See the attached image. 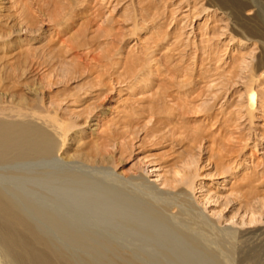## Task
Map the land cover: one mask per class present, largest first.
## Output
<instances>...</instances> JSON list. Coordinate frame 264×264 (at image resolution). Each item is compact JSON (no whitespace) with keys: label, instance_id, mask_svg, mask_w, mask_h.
<instances>
[{"label":"rangeland","instance_id":"374dc122","mask_svg":"<svg viewBox=\"0 0 264 264\" xmlns=\"http://www.w3.org/2000/svg\"><path fill=\"white\" fill-rule=\"evenodd\" d=\"M230 2H255L256 13L245 16L234 8L229 17L209 0H10L6 22L21 21L24 27L22 45L13 47L21 60L11 65L12 52H0V61L8 65V75L25 59L29 66L17 86L11 87L2 72L10 89L0 107L16 105L22 95L28 108L52 104L59 117L81 120L90 106L101 105L106 114L94 132L103 140L115 134L107 149L122 146V153L112 150V162L102 164L101 178L109 168L126 175L141 171L166 190L163 176L193 154L196 164L190 170L197 167L200 176L189 191L196 206L221 227L259 228L237 236L232 264H264V77L250 78L261 49L238 33L246 28L264 37V0ZM65 11L71 14L67 27L58 22ZM52 52L55 62H45ZM145 61L151 69L143 75L147 80L132 87L128 79L120 83ZM250 89L255 104L248 113ZM217 160H237L231 163L236 171L215 175ZM108 163L113 165L105 167ZM243 198L261 210L250 213L248 204L245 212L238 202ZM215 255L216 264H225Z\"/></svg>","mask_w":264,"mask_h":264},{"label":"bare ground","instance_id":"6f19581e","mask_svg":"<svg viewBox=\"0 0 264 264\" xmlns=\"http://www.w3.org/2000/svg\"><path fill=\"white\" fill-rule=\"evenodd\" d=\"M209 1L229 17L234 16V8L245 16L256 13L255 2L238 6L230 0ZM9 3L10 0H0V52L4 56L12 52L14 62L10 64L14 65L21 58L19 53L14 55L13 47L19 49L24 41V27L21 21L15 25L6 22L4 12ZM59 19L67 27L71 14L65 11ZM239 30L242 38L254 39L261 49L250 78L264 77L263 35L246 28ZM54 53L46 55L45 62H55ZM148 64H137L135 68L139 67L126 73L120 83L128 79L127 85L132 87L147 80L143 75L151 70ZM28 66L25 59L19 71L15 68L8 75L4 73L8 65L0 61L1 99L10 89L5 80L11 78V87L19 85ZM254 90L247 93L248 113L254 109ZM36 92L33 91L34 101L38 99ZM16 101L9 108L2 104L0 107V264H182L183 260L186 264H216V253L223 256L225 264H232L238 237L244 231L246 235L259 230L221 227L196 206L189 191L200 176L197 167L190 170V165L196 164L193 154L187 153L186 161L179 160L181 166L176 163L170 175L163 176L166 190L147 181L144 172L126 175L107 170L105 167L115 161L109 164L112 150L120 151L122 146L113 143L109 150L110 140L117 138H113L115 134L103 140L94 132L106 114L101 105L90 106L83 119L71 120L60 118V109L52 104L28 108L27 98L22 95ZM106 162L107 177L101 178L105 171L102 164ZM214 162L215 175H232L236 171L231 163L237 160L228 164ZM241 199L239 207L246 212L251 200ZM249 209L251 213L254 208ZM259 210L260 207L255 212Z\"/></svg>","mask_w":264,"mask_h":264}]
</instances>
